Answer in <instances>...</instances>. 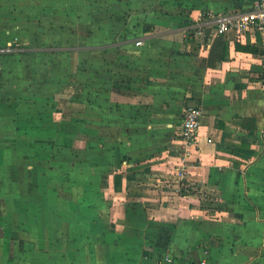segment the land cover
Here are the masks:
<instances>
[{"label": "crops", "instance_id": "1", "mask_svg": "<svg viewBox=\"0 0 264 264\" xmlns=\"http://www.w3.org/2000/svg\"><path fill=\"white\" fill-rule=\"evenodd\" d=\"M36 1L0 0V21L13 20L16 5ZM45 1L38 10L54 22L63 13L43 7L51 0ZM77 1L83 13L66 19L85 32L72 33L71 45L0 51V126L8 127L0 134L10 136L0 138V150L85 147L86 163H70V174L103 183L94 194L103 197L104 209L89 208L93 226L101 220L108 229V237L99 240L107 264H264V38L230 40L208 32L195 37L192 16L176 28L136 30L125 22L118 25L124 20L117 17L94 18L95 1ZM145 1L122 0L135 7ZM208 1L204 6L214 14L236 8L229 0ZM168 21L177 24L158 19ZM13 33L6 32L8 37ZM237 44L260 52L238 51ZM190 101L204 115L199 143L182 162L181 115ZM17 154L0 159V199L22 197L18 193L25 186L44 182L42 197L55 199L52 213L58 216L70 206L59 198L84 196L79 188L64 193L52 187L57 179L48 182L47 161L22 163ZM61 156L51 154L50 160ZM182 181L193 187L191 194L180 192ZM15 206L11 213L17 217L32 213L21 202ZM43 215L40 208L39 223ZM42 228L37 229L39 241ZM96 236L77 227L79 245L86 238L96 244ZM17 254L20 262L27 261ZM0 255L1 260L13 258ZM170 256L173 261L165 262Z\"/></svg>", "mask_w": 264, "mask_h": 264}, {"label": "rangeland", "instance_id": "2", "mask_svg": "<svg viewBox=\"0 0 264 264\" xmlns=\"http://www.w3.org/2000/svg\"><path fill=\"white\" fill-rule=\"evenodd\" d=\"M92 1H95L93 6L90 8L91 11L94 12L92 14L94 18L98 19L100 14L110 15L117 17L118 20H124L117 23L118 25H123V22H125L127 25H131V28L136 30H154V27L159 30L170 27L176 28L179 25H183L182 21H184V17L189 18V16H192L189 18L191 19L190 24H194L193 26H195V23L197 22L200 15L199 13L201 12V14H207L209 12V6H204L209 3L208 0H148L145 1L144 6L138 7L133 5L131 6L130 2H122V0H108L107 2H104V0ZM43 2L46 1L43 0L40 2V0H38L36 1V4L21 3L16 5L14 8L15 14H13L14 19L7 21L8 23H2L0 21V51L3 49L6 50L12 48L23 50L27 48H38L40 46L56 44L71 45L70 42L73 39L71 38L72 33L75 34L78 30V33L82 32V34H84L85 29L76 26V24H78L77 22H71L70 20L66 19L75 17L76 14H72L73 12L81 14L83 13L82 6L79 5L80 3L77 0H51L50 2L44 3L43 7H51L56 12L63 13L62 16L56 17V19L54 18V22L52 18L45 19V16H41L38 7ZM71 2L75 4L74 7L70 6ZM229 3H233L237 9H241L242 6L246 7L249 4V1H245V3H238V0H229ZM125 5L127 7H125ZM221 13L223 12L220 11L218 14H215L221 15ZM128 17L132 19L131 22L128 20ZM165 17L171 18L172 22L174 20L177 24H170V21L166 23L158 22V19H164ZM79 23L87 26L89 22L85 23L81 21ZM91 24L93 23L91 22ZM19 26L25 27L26 29L20 30L18 29ZM28 26L30 27L27 28ZM137 27H139V29ZM124 29L127 30L126 27H124ZM8 30H13L15 33H13L11 37H8L6 34ZM55 34H60L62 37L45 40V35ZM9 41L11 43H9ZM70 92L71 91L68 93ZM182 117L183 114L181 115V122ZM3 127L8 128L6 126H0V130ZM1 137L5 138V140L10 138L9 134L4 135V133L0 134V138ZM86 139V135L82 136V140ZM18 143L24 144L25 142L19 140ZM14 152L18 153L17 158L20 159L22 163H27L24 161V159L27 161L30 160L31 163H34V161L37 160L47 161L48 170L50 168L52 169L51 172L48 171L50 174H47L50 175L48 182L52 180L51 178L57 179L56 181L53 180L51 184L52 187L55 189H63L64 193H67V191L69 193L76 192V189L79 188V192L81 191L84 196H77L80 199L64 197L59 198L58 201L60 200L65 205L70 206L67 208L63 207V213L59 214L58 216L52 213L55 207V199L50 197H42L43 194H41V188L44 186V182L42 184L39 182L30 183L27 186L29 190L25 186V188L22 190V193H18L19 195L24 194L22 197L16 196L17 198L11 197L7 200H5V198L0 199V253L8 256L10 254L7 250L12 248L10 251V256L13 257L11 260L0 259V264H25V262L26 264H107L108 256L105 252L106 247H104V242L99 240L105 239V235L108 237V229H105L101 220L95 227L93 226L92 218L95 214L89 208V206L98 205L96 206L98 207L97 210L104 209L103 197L100 195L95 196L94 194L99 192L98 188L103 189V183L99 184L88 180L87 182L84 180L87 177L86 174L81 175L80 179L77 178V180L71 177L70 174V163H76L77 161H83L86 163L87 150L85 147L81 145V149L70 151H56L50 149H22L17 151L0 150V159H2L5 155L7 156ZM59 153L61 155L63 153L64 156L54 158V161L50 160L51 154L55 155ZM182 162H184L183 159ZM53 163L57 164L58 166L52 165ZM122 166L124 165L121 164L117 169H115V171L120 172ZM19 167L22 168L21 166ZM52 172H61L62 174L56 175ZM180 176L183 177V173H180ZM179 187L180 192L183 195L191 194L194 191L193 187L187 181H182ZM9 189L15 194L11 183H9ZM44 193V195L48 194L47 192ZM18 201L21 202L22 205H26L25 207L31 208V215L21 212L19 217H17L16 214L11 213L12 211L17 210L15 205L19 203ZM40 208L44 209L43 223H39V221L36 219L38 217V213L40 212ZM97 215H101L102 217L104 216L102 211H100V213ZM56 221H58V224ZM41 224L44 227V229L42 228L43 230L40 234V239L42 242L39 241V236L37 234V229L41 227ZM28 225H32L34 227L31 228ZM57 225L60 226V228H57ZM25 226L27 229L25 232L22 230H15L21 229V227L23 229ZM72 226L74 230H71ZM77 227H79V232L88 234L91 237L93 234H96L97 236L95 238L98 239L95 240L96 244H93L91 240L86 238L87 244L81 243L79 245L78 240H80V238L76 237ZM14 240L16 241V244ZM10 244L12 245L11 248L8 246ZM18 252L22 255V257L24 256L23 258L26 257L27 261L20 262L19 260L22 258H18ZM89 257L91 262H89ZM164 261H168L170 263L173 260L170 256L164 257Z\"/></svg>", "mask_w": 264, "mask_h": 264}, {"label": "built area", "instance_id": "3", "mask_svg": "<svg viewBox=\"0 0 264 264\" xmlns=\"http://www.w3.org/2000/svg\"><path fill=\"white\" fill-rule=\"evenodd\" d=\"M193 27L191 31L195 37H205L208 32L209 35L230 40H237L246 35L252 37L260 35L264 38V0H249L246 7L231 9L221 15L211 12L200 14ZM203 115V109L198 106L187 107L183 113L180 126V138L184 145L183 160L190 156L192 149L199 143ZM198 264H207V261L202 260Z\"/></svg>", "mask_w": 264, "mask_h": 264}, {"label": "trees", "instance_id": "4", "mask_svg": "<svg viewBox=\"0 0 264 264\" xmlns=\"http://www.w3.org/2000/svg\"><path fill=\"white\" fill-rule=\"evenodd\" d=\"M242 7H244V6H242ZM235 9H237V8H235ZM215 45H216V43H215ZM227 44H224V50H227ZM236 49L238 50V51H245V52H254V53H259L260 51H259V49L257 48V47H255V46H251V45H241V44H237L236 45ZM263 51V50H262ZM214 52V51H213ZM219 56V55H218ZM217 56V57H218ZM213 57H215V54L213 55ZM219 58H221L220 60H222V58H225V57H218L217 59H219Z\"/></svg>", "mask_w": 264, "mask_h": 264}, {"label": "water", "instance_id": "5", "mask_svg": "<svg viewBox=\"0 0 264 264\" xmlns=\"http://www.w3.org/2000/svg\"><path fill=\"white\" fill-rule=\"evenodd\" d=\"M188 107L195 108V107H197V103L195 101H190L188 104Z\"/></svg>", "mask_w": 264, "mask_h": 264}]
</instances>
